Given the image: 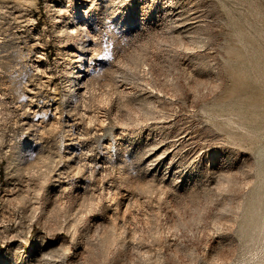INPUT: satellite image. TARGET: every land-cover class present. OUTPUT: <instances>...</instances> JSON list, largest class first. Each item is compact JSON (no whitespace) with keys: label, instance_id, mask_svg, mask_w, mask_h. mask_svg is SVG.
Wrapping results in <instances>:
<instances>
[{"label":"rangeland","instance_id":"374dc122","mask_svg":"<svg viewBox=\"0 0 264 264\" xmlns=\"http://www.w3.org/2000/svg\"><path fill=\"white\" fill-rule=\"evenodd\" d=\"M0 264H264V0H0Z\"/></svg>","mask_w":264,"mask_h":264},{"label":"snow or ice","instance_id":"6c2138e0","mask_svg":"<svg viewBox=\"0 0 264 264\" xmlns=\"http://www.w3.org/2000/svg\"><path fill=\"white\" fill-rule=\"evenodd\" d=\"M105 58H110V54L109 53H107V52H105ZM85 61H86V58H85ZM87 68V63L85 62V64H84V67L83 68H81L80 69V72L82 73V74H84V78H87V73L85 72V69ZM98 74V73H97ZM39 103H40V100H39V98L36 100V102L34 103V105H33V108L32 109H30V111H35L36 110V107H37V105H39ZM38 118V117H37ZM45 119H48V117H45ZM31 158V157H30ZM70 159H71V157H69ZM97 163H99V161H97ZM77 175H79V174H77ZM84 183H86V182H84ZM105 187H107V185H105ZM64 191L65 192H67L68 191V188L67 187H65L64 188ZM121 210H123V208H121ZM77 211H79V209H77ZM173 230H175V229H173Z\"/></svg>","mask_w":264,"mask_h":264},{"label":"bare ground","instance_id":"6f19581e","mask_svg":"<svg viewBox=\"0 0 264 264\" xmlns=\"http://www.w3.org/2000/svg\"><path fill=\"white\" fill-rule=\"evenodd\" d=\"M71 32H72V30H71Z\"/></svg>","mask_w":264,"mask_h":264}]
</instances>
